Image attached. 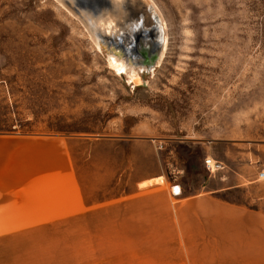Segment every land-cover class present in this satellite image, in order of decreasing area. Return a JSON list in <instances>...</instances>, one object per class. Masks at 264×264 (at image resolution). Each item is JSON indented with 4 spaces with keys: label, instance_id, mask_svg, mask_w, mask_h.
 Returning <instances> with one entry per match:
<instances>
[{
    "label": "rangeland",
    "instance_id": "obj_1",
    "mask_svg": "<svg viewBox=\"0 0 264 264\" xmlns=\"http://www.w3.org/2000/svg\"><path fill=\"white\" fill-rule=\"evenodd\" d=\"M146 1L163 45L151 64L128 65L62 0H0V135L71 139L97 197L170 176L185 144L195 155L205 143L250 165L264 214V0ZM95 219L81 264H264V220Z\"/></svg>",
    "mask_w": 264,
    "mask_h": 264
},
{
    "label": "crops",
    "instance_id": "obj_2",
    "mask_svg": "<svg viewBox=\"0 0 264 264\" xmlns=\"http://www.w3.org/2000/svg\"><path fill=\"white\" fill-rule=\"evenodd\" d=\"M71 141L0 135V264L85 263L92 256L91 220L98 217L199 225L200 220H264L262 192L248 186L250 165L239 158L220 160L205 143L195 155L194 144H185L186 159L170 176L163 171L138 176L128 190L97 197L75 166ZM205 157L222 167L208 173ZM172 184L177 195L170 193ZM237 191L244 201L231 197Z\"/></svg>",
    "mask_w": 264,
    "mask_h": 264
},
{
    "label": "water",
    "instance_id": "obj_3",
    "mask_svg": "<svg viewBox=\"0 0 264 264\" xmlns=\"http://www.w3.org/2000/svg\"><path fill=\"white\" fill-rule=\"evenodd\" d=\"M62 2L77 15L90 32L92 28L86 18L88 9L92 13L90 16L97 21L110 18L111 31H103L100 33L102 36L95 34L97 43L103 46L107 53L112 51L114 57L126 59L128 65L135 60L138 64H151L158 58L162 44L161 23L154 9L145 0H133L139 9L135 10L132 17L125 19H121L118 13L115 12V15L111 12L113 7L109 6L107 0H62ZM143 17L144 19H140Z\"/></svg>",
    "mask_w": 264,
    "mask_h": 264
},
{
    "label": "bare ground",
    "instance_id": "obj_4",
    "mask_svg": "<svg viewBox=\"0 0 264 264\" xmlns=\"http://www.w3.org/2000/svg\"><path fill=\"white\" fill-rule=\"evenodd\" d=\"M60 1V0H59ZM146 1V0H145ZM147 2V1H146ZM107 3L109 4V6L113 7V11H111L112 13H114L116 15V13L119 14L120 18L121 19H125V18H129V17H132L134 15V12L135 10H138L139 7L136 6H133V0H107ZM63 4V2H62ZM134 4H136L134 2ZM65 5V4H64ZM66 6V5H65ZM67 7V6H66ZM68 8V7H67ZM70 9V8H69ZM86 9V8H84ZM71 10V9H70ZM72 11V10H71ZM73 12V11H72ZM116 12V13H115ZM91 10L88 9V15L86 17H88L89 19H92L94 22H96L98 24V27L100 28L99 30L100 31H92L90 32L92 35L95 36L96 33L100 34L101 31H111V27L108 26L109 22L111 21L110 18H105V19H101L99 21H97L96 19H93L90 15H91ZM140 19H144L143 18H140ZM90 26V25H89ZM97 27V28H98ZM162 28V27H161ZM93 30V28H92ZM94 33V34H93ZM93 36V40L98 42V39L97 37ZM100 36H102L100 34ZM92 37V36H91ZM164 43V42H163ZM98 44V43H97ZM99 45V44H98ZM163 45V44H162ZM161 50V49H160ZM160 53V52H159ZM123 62L126 61V59H123L122 60ZM108 62L110 63L111 66H116V68L118 66H120V63L116 62L115 58L114 57H109L108 59ZM122 65V64H121ZM133 77V75H132ZM135 78V77H134ZM133 78V79H134ZM132 79V80H133ZM135 81H138V79L136 78Z\"/></svg>",
    "mask_w": 264,
    "mask_h": 264
},
{
    "label": "built area",
    "instance_id": "obj_5",
    "mask_svg": "<svg viewBox=\"0 0 264 264\" xmlns=\"http://www.w3.org/2000/svg\"><path fill=\"white\" fill-rule=\"evenodd\" d=\"M203 165H204L205 170L208 173H211V172H213L217 169H220L222 167L221 162L214 160V159H211L209 157L203 158ZM255 179L256 180H264V166L263 167L261 166L257 170ZM170 193L172 195H177L179 193L178 186L175 184L170 185Z\"/></svg>",
    "mask_w": 264,
    "mask_h": 264
}]
</instances>
